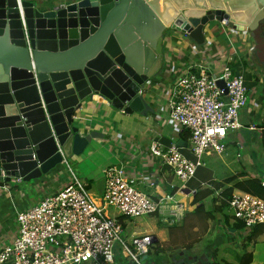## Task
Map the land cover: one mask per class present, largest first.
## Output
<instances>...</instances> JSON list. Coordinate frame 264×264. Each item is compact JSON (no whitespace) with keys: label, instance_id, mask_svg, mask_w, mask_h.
Wrapping results in <instances>:
<instances>
[{"label":"water","instance_id":"water-1","mask_svg":"<svg viewBox=\"0 0 264 264\" xmlns=\"http://www.w3.org/2000/svg\"><path fill=\"white\" fill-rule=\"evenodd\" d=\"M69 2L0 0V184L41 181L82 156L101 134L78 115L98 98L152 114L147 87L163 70L168 30L197 45L213 22L248 32L264 64V0Z\"/></svg>","mask_w":264,"mask_h":264},{"label":"crops","instance_id":"crops-1","mask_svg":"<svg viewBox=\"0 0 264 264\" xmlns=\"http://www.w3.org/2000/svg\"><path fill=\"white\" fill-rule=\"evenodd\" d=\"M39 1L45 6L65 3V0ZM77 1L71 0L69 3ZM205 37L206 43L197 45L178 31L166 32L163 70L151 79L147 87V99L154 110L148 117L123 114L109 107L101 98L87 105L83 115H78L82 124L87 125L86 132L101 134L98 139L92 140L82 156H73L68 161L73 173L88 185L93 199L100 202L105 188L104 171L116 166L123 167L130 176L135 177L138 189L153 199L171 196L172 202L184 207L179 219L171 216L170 208L150 216L156 220L144 231L139 229L142 224L131 222L132 219L120 214L114 215L121 221L123 230H129L125 240L129 245L132 246L136 238H153L151 247L159 255L151 256L152 251H149L142 258L145 264H264V229L253 237L254 229L239 228L232 210L220 206L219 196L237 182L259 179L264 185V157L263 164L255 167L253 156H247L250 164L237 160L235 165L234 161L228 162L222 156L217 161H210L209 170L199 166L195 177L183 187L172 171L150 154L149 148L153 142L161 143L166 149L180 145V152L194 161L189 131L172 123L167 109L176 80L191 66H194V73L198 72L200 66L216 71L220 66V55L230 56L235 65L232 68L234 73L243 74L245 79L246 76L251 78L250 75L255 78L258 89L250 93V114L253 115L256 105H262L264 101V64L256 56L250 34L236 33L213 22L205 28ZM231 42L234 44L230 48ZM259 117L260 123L255 124L251 120L247 129L258 133L260 141L238 142L239 148L247 149L251 155H256L258 148L264 151L263 130L259 127L264 121V112ZM252 127L254 129H250ZM237 158L240 159V153ZM70 168L65 164L58 169L59 172H51L41 181L29 184H0V248L12 243L18 236L16 216L19 212L37 205L47 195L55 194L69 184ZM60 171L63 173L59 174ZM231 178L237 181L226 183ZM216 186H220L218 190ZM199 190H210L213 194L195 203ZM237 193L244 192L235 190L234 194ZM114 264L134 263L120 247L115 251Z\"/></svg>","mask_w":264,"mask_h":264},{"label":"built area","instance_id":"built-area-1","mask_svg":"<svg viewBox=\"0 0 264 264\" xmlns=\"http://www.w3.org/2000/svg\"><path fill=\"white\" fill-rule=\"evenodd\" d=\"M232 61V57L220 55L216 71L200 66L194 73V66L189 67L170 93L168 117L189 131L191 152L197 160L211 153L223 154L228 134L244 128L240 112L247 106L250 90L245 76L234 73ZM219 81L224 82V88L219 87ZM149 149L183 187L195 177L200 161L189 160L177 146L166 149L153 142ZM65 164L70 168L68 161ZM69 172L71 179L63 189L17 214L19 234L0 248V264H114L118 243L127 258L142 264L153 238H136L129 245L121 238V221L109 210L126 218H138L170 208L175 219L184 210L182 204L172 202L171 196L153 199L142 192L136 178L123 167L110 166L104 171L105 188L100 202L93 199L86 182L71 168ZM230 209L234 219L246 229L264 226L262 198L249 193L234 194Z\"/></svg>","mask_w":264,"mask_h":264},{"label":"rangeland","instance_id":"rangeland-1","mask_svg":"<svg viewBox=\"0 0 264 264\" xmlns=\"http://www.w3.org/2000/svg\"><path fill=\"white\" fill-rule=\"evenodd\" d=\"M71 1V0H69ZM170 31H175V30H170ZM176 32V31H175ZM232 44H234V42L230 43V48L232 47ZM235 46H237L235 44ZM251 78H249L248 76H246V85L250 90V93H252V91H257V85L255 83V78L254 76H251ZM252 81V82H251ZM255 89V90H254ZM258 95H256L257 98ZM261 96V94H260ZM250 106H251V98H248V103L247 106L241 110L240 112V119L242 124L244 125V128L238 131H234V132H230L229 137L224 140V143L226 144V150L223 154H216V153H211L209 156L208 155H204L202 157L201 160H197V158H195L194 156V161H200V168L204 169L206 168V170L210 169V161H217L219 160V158H221L222 156L228 161V162H233L234 161V165L237 164L236 161L239 160L240 162H242L243 164H250L247 156L249 155L250 157L253 156V161L255 163V167H259L260 165L263 164V157H264V151L260 150L258 147V151L256 155H251L248 153L247 149H240L239 148V144L238 142L245 140L248 143H251V141H260L259 140V134L258 133H253V132H249L247 127L250 124V121L252 120L253 122H255V124H259L260 123V117L263 115L264 112V101L262 103V105H256V111H254L255 113L250 114ZM257 112V113H256ZM238 135V136H237ZM256 148V150H257ZM240 153V159L237 158V154ZM252 158V157H251ZM71 167L74 168V163L71 162ZM76 170V169H75ZM250 170L252 171V167L250 168ZM77 173V172H76ZM220 173V171H219ZM78 174V173H77ZM79 175V174H78ZM25 184H29V183H25ZM37 201V200H35ZM111 215H119L118 212H116L115 210H113L112 208L109 210ZM132 219L131 222H137L139 224H142V227H140L139 229L141 231H144L146 229H149L151 227V225L153 224V221L156 220V218L154 217H150V216H142V217H138V218H130ZM129 235V230L126 229V231L123 230L122 234H121V238L122 240H126V238ZM122 248V244L118 243L115 251L117 250V248ZM150 251L151 252V256H158L155 254V250L150 246ZM142 264H145V261H142Z\"/></svg>","mask_w":264,"mask_h":264},{"label":"trees","instance_id":"trees-1","mask_svg":"<svg viewBox=\"0 0 264 264\" xmlns=\"http://www.w3.org/2000/svg\"><path fill=\"white\" fill-rule=\"evenodd\" d=\"M231 67L234 69L235 65L233 66V64L231 63ZM263 132H262V142H263V146H264V121L261 123V125L259 126ZM190 138V136H189ZM234 181H237L236 178H231L229 179L226 183H233ZM220 186H216V189L218 190ZM235 190H239L241 192L244 193H249V194H253L255 196H258L262 199H264V185L262 184V182L259 179H251V180H247L244 182H237L233 187L231 188H227L225 189L219 196H220V206L222 208H230V200L232 199L233 195H234V191ZM213 192L215 191L212 190ZM210 190H199L196 194V198H195V203H200L202 202L203 199L211 196L213 194V192ZM239 224V228L244 229L245 226L243 223L238 222ZM254 232L252 234V236H256L258 235L260 232L263 231L264 226L263 225H259L256 226L254 228Z\"/></svg>","mask_w":264,"mask_h":264}]
</instances>
